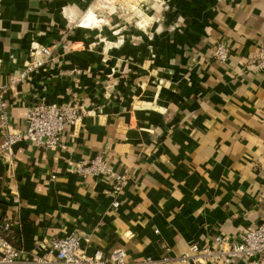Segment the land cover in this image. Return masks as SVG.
Returning <instances> with one entry per match:
<instances>
[{
	"label": "crops",
	"instance_id": "obj_1",
	"mask_svg": "<svg viewBox=\"0 0 264 264\" xmlns=\"http://www.w3.org/2000/svg\"><path fill=\"white\" fill-rule=\"evenodd\" d=\"M159 1L0 0V85L33 43L60 42L57 61L7 89L15 127L39 101L84 112L63 148L24 140L0 158V222L26 255L76 233L130 264L165 252L162 264H194L179 259L191 243L264 223V0ZM101 153L116 192L117 179L75 171Z\"/></svg>",
	"mask_w": 264,
	"mask_h": 264
},
{
	"label": "built area",
	"instance_id": "obj_2",
	"mask_svg": "<svg viewBox=\"0 0 264 264\" xmlns=\"http://www.w3.org/2000/svg\"><path fill=\"white\" fill-rule=\"evenodd\" d=\"M97 1L107 6L119 3L121 0ZM59 45L60 42H55L51 46L33 43L28 52L29 57L19 74L13 75L9 84L0 85V134L2 136L0 158L8 159L13 154L15 144L24 140L43 148H63L62 135L65 127L81 120L84 112L78 104L46 101H39L28 107L24 128L15 127L11 115L6 97L7 89L31 78L46 64L57 61ZM229 55L230 48L225 41L218 42L212 49V56L217 60L226 61ZM255 59L257 66L264 67V42L259 46ZM75 171L82 175L90 174L117 179L115 192L118 191L119 183L123 180L122 176L117 174L107 162L103 153L77 162ZM11 226L12 223L5 220L4 229H9ZM50 243V248L46 252L30 257L0 233V264H130L126 259V250L121 247L109 252L102 249L87 252L81 245V236L76 233L53 238ZM171 259V256L165 252L158 258L151 255L145 256L142 264H162ZM179 259L182 262L191 260L194 264H264V223L248 227L240 235V239H231L218 233L213 236L211 244L193 242L189 245V250Z\"/></svg>",
	"mask_w": 264,
	"mask_h": 264
},
{
	"label": "trees",
	"instance_id": "obj_3",
	"mask_svg": "<svg viewBox=\"0 0 264 264\" xmlns=\"http://www.w3.org/2000/svg\"><path fill=\"white\" fill-rule=\"evenodd\" d=\"M0 233L4 237H7L8 239H10L13 245L17 246L16 234L12 231V227H10L9 229H4L3 223L0 222Z\"/></svg>",
	"mask_w": 264,
	"mask_h": 264
},
{
	"label": "bare ground",
	"instance_id": "obj_4",
	"mask_svg": "<svg viewBox=\"0 0 264 264\" xmlns=\"http://www.w3.org/2000/svg\"><path fill=\"white\" fill-rule=\"evenodd\" d=\"M95 13V12H94ZM93 10H89L87 14L85 15V24L91 22L92 20H96V17L94 16ZM93 23V22H92Z\"/></svg>",
	"mask_w": 264,
	"mask_h": 264
}]
</instances>
